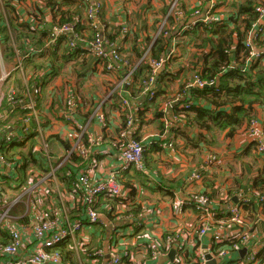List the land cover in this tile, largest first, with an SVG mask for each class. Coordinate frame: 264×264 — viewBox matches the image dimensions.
<instances>
[{"label":"built area","instance_id":"built-area-1","mask_svg":"<svg viewBox=\"0 0 264 264\" xmlns=\"http://www.w3.org/2000/svg\"><path fill=\"white\" fill-rule=\"evenodd\" d=\"M196 5H189V2L178 4L173 12L174 5L168 10L166 19L161 24L158 33L153 37L151 44L164 35L170 37L168 53L161 58H152L149 54L151 44L146 48L143 56L139 59L145 61L151 71L149 82L144 83L145 93H150L152 98L155 94L154 84L157 83L160 69L167 67L172 57L178 53L179 40L184 32L192 30L196 24L209 25L213 22L219 24L226 23L225 16L217 17L218 2L216 0H195ZM255 10L259 17L255 26L249 31L246 38V46L253 47L254 51L249 53L246 63H253L261 58L260 52L255 50L254 43L258 42L264 35V5L257 4ZM103 4L100 0L87 3L84 15L86 28H80V22L68 21L53 25L48 39V45L53 46L58 42L61 35H67L68 48L78 52L79 49H88L96 55L98 65L102 71L110 75H116L118 67L127 66L128 73L123 76L120 82L121 88L133 84L132 78L136 66L129 60L126 53V38L132 34L128 25H121L119 35L111 40L106 25L102 22ZM190 11V12H189ZM173 12L175 24H168L164 29L167 17ZM191 16V17H188ZM166 23V24H167ZM84 30H87L88 35ZM11 33V30H10ZM24 60L20 57L16 59L15 71L19 72L25 79L26 70ZM244 71V69H242ZM10 77V72L3 70L0 81H6ZM25 82V84H26ZM27 85V84H26ZM214 82L202 80L197 73L189 82L188 87H208ZM26 102L12 96L16 94L15 89H10L8 95L0 100V106L5 97L14 106H26L28 110L26 117L22 120L21 126L11 125L8 127L3 143H0V176L11 178V186L7 187L5 178L0 180V264H73L68 258L71 257L76 264H149L150 259H146V254L150 252L151 259L160 256H169L170 251L175 248L174 260L170 259L168 264H208L209 260H216V264H264L260 263L258 248L251 242L249 225L247 223L244 208L253 197L258 198V202L264 203V192L250 194L241 197L229 196L225 205L215 208L210 197L206 193H199L190 197H178L175 200V208L178 210L187 208L193 209L197 213V226L195 228L186 227L177 231H169L160 235L157 240L146 244L131 246L130 239L141 236L137 228L139 224L130 214L118 212L116 204L112 207L101 209L97 206L103 197L105 201L111 199L117 204L122 202L131 203L128 197L130 189L122 187L123 177L128 172L147 173L144 159L145 144L143 139L132 137L135 127V112L132 109L130 100L122 97L123 111L126 123L122 125L117 136L112 141V148L115 149L122 158L121 165L109 172L106 176H98L95 172L99 146L103 142V136L88 130V123L83 122L82 111L78 95L74 89H69L65 98L66 120L68 124L77 130V139L63 154L61 162L52 158L50 141L46 136L44 121L37 104V96L33 90L25 88ZM114 90V89H112ZM113 91H110L111 98ZM170 104L166 105L168 108ZM189 107V105H185ZM167 109H165L166 111ZM6 113V112H5ZM102 129L108 128V113L103 109H98L94 113ZM4 118V113L0 112V120ZM248 133L252 142L257 143V150L264 154V123L255 115L251 120ZM35 139L33 153L38 162L41 161L43 168L31 164L27 170L28 179L22 183L24 191L21 194L15 192L18 186L20 174L18 168H14L7 162L2 147H9L13 142H24V149L29 145L30 139ZM81 159V163L72 162L71 166L78 169L75 179L70 187H66L57 176V171L65 161H72L73 155ZM38 155V156H37ZM78 167V168H77ZM71 169L67 171V175ZM3 175V176H2ZM203 177V173L198 172L193 178L198 180ZM126 192V193H125ZM24 200L25 209L19 213H14L12 207ZM115 197V200L114 198ZM237 201H234V198ZM100 204V203H99ZM131 206V205H129ZM116 208L114 212L112 209ZM129 208V207H128ZM127 208V209H128ZM106 210L114 212V220L109 228V241L106 246L100 243L99 246L92 245L91 236L86 237L85 228L87 226H104V220L110 217ZM109 212V213H110ZM121 214V215H120ZM219 214V215H218ZM107 216V217H106ZM228 222L229 231L222 232L220 224ZM133 221L135 228L127 227ZM126 227V232L121 233L125 241L118 239L119 229ZM196 232V233H194ZM143 235V234H142ZM103 237V236H102ZM67 243L70 255L64 254L60 248ZM204 245H207L208 259L204 254ZM246 248L245 255L241 250ZM151 264V263H150Z\"/></svg>","mask_w":264,"mask_h":264},{"label":"crops","instance_id":"crops-1","mask_svg":"<svg viewBox=\"0 0 264 264\" xmlns=\"http://www.w3.org/2000/svg\"><path fill=\"white\" fill-rule=\"evenodd\" d=\"M89 1L92 0H53L55 3L51 7H47L46 0H24L19 10L13 12L8 10L7 12L3 8L0 0L1 11L7 15L6 25L8 26L9 32L11 30L10 34L13 33L14 35L16 29L23 28L26 23H29L32 30V32L29 30L32 38L22 37L19 43L23 46V49L19 51L17 48L14 59L7 61L6 64L2 55V46L0 45V76L2 71L6 70L10 72V78H13L10 83L15 84L18 77L22 79L23 83V77L19 72L14 70L16 59L20 57L26 60V53H30L33 56L36 53H42L49 49V52L35 55L30 64L28 63V68L25 67L27 85L24 84V93L26 87L30 90L34 88L39 90L38 93L35 90L33 92L37 96V104L41 103L42 106L41 117L44 121L46 136L50 141L49 145L52 150L53 159H61L70 145L75 143L77 139V130L71 127L66 120L64 103L63 106L60 104V100L65 102L66 94L72 88L76 91L80 102L82 111L81 120L88 123V130L90 132L103 136V142L99 146L98 153L95 156L97 159L95 172L98 176H106L110 171L117 169L122 163L121 156L111 146L113 139L117 136L118 131L123 125L122 109L116 104L117 99L115 98V94L111 98L110 91H113V93L117 91L116 94L119 95V98H128L126 94L134 86V83H130L128 88H121L120 82L123 77L120 78L117 74L110 75L102 71L98 65L96 55L88 49H79L77 53L67 58L64 52V44L67 46L66 40L57 49H55L54 45H48V40L43 45L38 43L41 31L47 32L49 35L53 27L54 19L59 20L64 11L69 12V15H71L72 11L73 15L71 19L80 22V28L82 30L85 29L84 15L86 5ZM100 1L103 4L102 20L112 39H115L119 35L121 25H128L130 27L132 34L125 39L127 45L126 53L135 60L136 58L132 53V47L136 39L135 33L140 35V40L146 38L149 41L150 36L153 37L155 35L154 30V33H150L151 14L159 15L161 19L173 0ZM180 1H188L189 5L197 4L195 0ZM228 1L226 5H220L218 7V15H221V17H232L239 11L237 9L240 6L238 2L241 0ZM34 2H37L41 6L39 10H36L32 5ZM232 3H236V5H232ZM58 4L60 6H57ZM35 16H37V21H32ZM10 17L14 19V25L11 24V26L8 23L11 20ZM225 24L228 25L230 23L226 21ZM156 26L157 24L155 28ZM84 32L88 34L87 30H84ZM148 41L144 43V47ZM183 42L184 39L178 42L179 51L172 57L175 61H183V56L188 54L185 50H189V46L186 48ZM190 49L191 51H195V48ZM40 64H44V67L41 69L34 68L33 66H39ZM167 68L170 67H165L158 76L160 77ZM102 75L105 79L100 77ZM98 76L104 83V91L101 94L98 92L95 94L93 92L94 88L91 86V82L97 79ZM37 77L39 79L41 78L44 83L36 84L35 82L29 81L31 78ZM168 78L170 77L168 76ZM185 78L186 75L181 74L179 78L174 80L175 87H170L172 95L176 96L179 82L182 80L185 81ZM7 80L0 81V100L6 95V91L8 94L11 89L10 83L6 84L8 82ZM105 83L107 87H105ZM160 85L162 86L164 84L161 83ZM76 87L77 89H75ZM158 89H160L158 84H154L153 90L155 93ZM148 94L150 95V93H146V95L140 93V97L136 98L137 100L139 99L138 103L135 102L138 106L141 105L140 109H144L147 112L144 115L146 122L142 124L139 134L148 149L145 160L147 173H142L137 176L132 175L131 182L135 190L133 195L129 197L131 200L130 204L125 202H121L120 205L116 202L109 203V200L105 201L103 197L99 201L101 209L110 208L112 207L111 204H116V208H119L117 209L118 212H123L128 207L129 210L133 206L137 207V211L130 214L135 220L140 222L139 224H144L139 230L141 236L130 239L132 247L138 244L150 246V243L157 240L160 235H164L166 232L177 231L186 227L195 228L197 226L198 217L196 211L187 208L181 209V207L178 210L175 208V200L178 197H190L207 192L206 194L210 197L213 207L216 209L223 207L231 195L238 197L242 195L246 196L247 194H244V192L248 191L249 187L244 186L248 184L251 186V183L253 185L254 176L258 175L264 168L263 153L257 152V156L252 152H246L252 142L247 130H242L233 138H226L221 132H216V143H213L211 147L206 146L202 142L203 140H200L198 134L195 132L197 130L187 131L190 133L186 137H179L173 142H169L170 140H166V137L162 135L163 131L160 129V123L162 124V121L166 120V118H160V115L163 114L162 111L165 112V109H167L168 115L172 116L171 118L176 121V118L172 115L174 110L171 109L176 104L175 98L171 100V107L168 106V108H166V105L169 101L163 100V96L160 95L155 96L156 100L154 102L148 101L142 104L149 97ZM98 109H103L108 113V128L102 129L95 119L94 113ZM133 111L138 115V107H133ZM155 111H158L160 115H155ZM256 116L264 123V106L256 107ZM137 128L138 125L136 124L132 134ZM181 129L186 130V127H181ZM52 144L57 145V147L55 149L52 148ZM60 144H63L64 147L61 148L62 146ZM200 150L204 151L205 156L203 160L204 164L198 166L197 163L193 162L192 156L193 152ZM250 150L252 149L250 148ZM211 151H213V154ZM219 155V159L213 163V160ZM247 164L251 166L249 167ZM198 172L203 173V177L196 180L193 178V175ZM132 173L134 172H129V174ZM125 179H127L126 175L123 177V183L126 181ZM122 187L126 186L122 185ZM251 190H254V187ZM114 212H110V217L106 216L107 218L104 220L106 233L101 242L104 246L109 241V228L114 220ZM244 214L250 228L249 234L251 242L256 245L258 250H264V205L258 206L255 211L247 206L244 208ZM222 221L220 230L226 233L227 230L229 231L228 222L226 223L224 218ZM126 226L135 228L132 220ZM97 228L98 231L101 229V227ZM97 232H92V234H96ZM145 258L150 259L149 264L170 263L168 256L151 259L150 252L146 254Z\"/></svg>","mask_w":264,"mask_h":264},{"label":"trees","instance_id":"trees-1","mask_svg":"<svg viewBox=\"0 0 264 264\" xmlns=\"http://www.w3.org/2000/svg\"><path fill=\"white\" fill-rule=\"evenodd\" d=\"M23 1L24 0H1L2 6L7 12L8 10L10 12L19 10ZM209 1L210 0H208V2ZM216 1L218 2V7L220 5H226L227 2H229L228 0ZM230 1L232 2L233 0ZM34 3L32 4L34 8L39 10L41 6H39L37 2ZM54 3L55 2H53V0H46L47 7H51ZM182 3L185 4V2H181L180 4ZM238 4H240L239 8H237L239 10L238 13L232 17H225V21H229L230 24H219L215 21L210 24V27H208L209 25L198 23L195 27H193L192 30L188 29L184 32V35L182 36L184 38L183 44L186 46V48L189 46V50L186 49L185 52L190 54V57L188 58V65L182 66L181 61H175L172 68H167L166 71L160 75V77L158 76L159 79L157 80L156 84H158L160 89L156 91L152 98L148 94L149 97H147V99L142 103L145 104L148 101L154 102L156 97L159 95L163 96V100L167 102L169 101V104L171 100L175 98L176 104L170 107L172 110H174L172 115H174L176 121L171 118L172 116L168 115L167 111H162V115L158 114V111H155V115H160V118H166V120L162 121V124L160 123V129L163 131L162 135L166 137V140H170L169 142H173L179 137H186L190 133L187 131L197 130L195 132L198 134L200 140H203L202 142H204L206 146L211 147L213 146V143H216V132H221L226 138H233L242 130L248 131L249 124L256 115V107L264 106V35L258 42H256V44L254 43L255 50L260 52L261 58L253 63H246V58L249 56V53L254 51L253 47L246 46V38L249 31L255 26V22L259 17L258 12L255 10V6L257 4L264 5V0H241L238 2ZM232 5H236V3H232ZM57 6H60V4ZM170 7L171 6L169 5L164 16L158 21L155 32L158 29V25L163 23L166 19L165 17ZM173 12H171L169 17H167L166 23H176ZM72 15V11L71 15H69V12L64 11L62 12V17L59 20L54 19L52 25L59 22L64 23L73 21L71 19ZM217 17L220 18L221 15H217ZM10 19V22L8 21L9 25H14L13 17H10ZM32 21H37V16H35ZM30 23L32 24V22ZM166 23L164 29L167 25H169ZM24 25L25 26L23 28H18V30L16 29V33L14 35L13 33L10 34L8 26L6 25V18L4 14L0 12V45L2 46V55L5 62L14 59L17 48L19 51L20 49H23V46L19 43L22 37L32 38L31 33L29 32V30L32 32L31 26L29 23ZM135 35L136 39L134 40L132 53L136 59L134 60L130 56L129 60L132 61V64L134 63V65L137 66L132 78L134 86L128 90L126 96H128L130 100L132 109L133 107H138L139 109V111H137L138 115H135V125L137 124L138 128L132 134V137L140 140L141 136L139 134L142 124L146 122V117L144 115H146L147 112L144 109H140L141 105L138 106L135 104V102L138 103L139 99L137 100L136 98L140 97V93L142 95H146L144 92L146 88L144 83L149 82V79L151 78V71L145 61H140L139 63L138 61L143 56L145 48L149 47L151 44L154 36H150L148 41L146 38H142L140 40V35L138 33H135ZM49 37L50 33L48 35L47 32L41 31V34H39L38 43L43 45L49 39ZM109 37L111 40H113L110 35ZM66 39L67 35H61L58 39V42L54 45L55 49L60 48L63 41ZM170 40V37H165L164 35L157 37L153 44H151L149 51L150 56L152 58L159 59L168 53ZM179 40H181V38ZM179 40H177V43ZM146 41H148V43L144 47V43ZM64 48L67 58L76 53L74 50L68 48L66 44H64ZM190 48H195V51H191ZM45 52H49V49L43 51L42 53ZM42 53L39 52L33 56L30 53H26L27 59L23 61L25 67L28 68V63L30 64L35 55H40ZM33 66L34 68L41 69L44 67V64ZM242 69H244V71ZM167 70L171 71V73H167ZM188 70L192 73L189 74ZM126 73H128L127 66L118 67V77L120 76L121 78ZM194 73H197L202 80L214 82V85H210L208 87H188L189 82L194 78ZM181 74L186 75V80L179 82L178 91L176 92L177 94L174 96L172 95L170 87L174 84V80L179 78V75ZM169 75H171L170 78H168ZM12 79L9 77L6 84H9ZM29 81L35 82L36 84L44 83L41 78L39 79V77L31 78ZM161 83L164 85L161 86ZM10 88H16L18 92L16 98L22 99L23 102H26L27 97L24 93V84L22 83L21 78L18 77L15 84L10 83ZM32 90H35L37 93L39 92L37 88ZM116 93L117 91L114 93L115 98L117 99L116 104L122 109L123 105L121 103V98H119V95ZM7 95L8 94L6 91V96ZM181 104L182 106H180ZM185 105H189V107L186 108ZM38 107L39 111H41V103H38ZM128 111L129 109L123 111V113L121 111L123 125L126 123V117L124 114ZM0 112L4 113V118L0 120V143H3V139L7 134L8 127L11 125L21 126L22 120L24 117H26L28 110L26 109V106H21V104L14 106L12 103H10L7 97H5L2 105L0 106ZM181 127H186V130L181 129ZM24 144V142L22 145H20V142H13L9 145V147H2L5 159L7 162L11 163L12 167L17 168L21 163V166L18 168L21 183L14 188L15 192L18 194H21L24 191V187H21V185H23L22 183L28 179L27 170L30 168L31 164L36 166L38 165L39 167L43 168L44 171H47V168L43 166L41 161L38 162L36 155L33 153L35 139H30L29 145L26 147V149H24ZM250 148L252 150H250ZM248 151L258 156L257 143L251 142L250 147L247 148L246 152ZM147 152L148 149L145 145V160ZM78 159L79 158H77L74 154L72 161L76 162ZM62 160L63 159H60L58 162H61ZM72 161H65L57 171V176L66 187L71 186V182L75 179L76 172L78 170L71 166ZM247 166L250 167L251 165L247 164ZM69 169H71V173L67 175V171ZM139 174L140 173L137 172L129 174L128 172L126 173V181L124 180V183L122 181V185L126 186L124 187L125 189H131L128 193V197L132 196L135 190L131 182L132 175L137 176ZM2 178H5V183L8 184L7 187H12L10 177L0 176V180ZM244 187H249L248 191L244 192V194L247 195L252 191L256 192L257 194L263 193L264 168L258 173V175L254 176L253 185L251 183V186L248 184ZM253 187L254 190H251ZM113 198L115 200V197ZM24 200L25 197L22 201L16 203L12 207L14 213H19L25 209ZM250 201L251 202L247 204V206L253 211H255L258 206L264 205V203L261 201L258 202L257 197H253ZM112 202L113 199H111V203ZM97 206L100 208L99 203ZM1 209L2 207H0V210ZM112 210L114 211L116 208H113ZM135 211H137V207L133 206L131 210L127 209L124 211V213L130 215V213ZM109 212V210H106V213L110 216L111 213ZM140 229L141 227L137 228V232H139ZM105 233L106 228L102 226L96 234H92L90 246H99L105 237ZM59 249H61V251L66 255H70L71 253L67 247V243L60 246ZM258 257L261 258L260 263L264 262V250L259 251ZM68 258L73 264H76V262L71 257L68 256Z\"/></svg>","mask_w":264,"mask_h":264},{"label":"rangeland","instance_id":"rangeland-1","mask_svg":"<svg viewBox=\"0 0 264 264\" xmlns=\"http://www.w3.org/2000/svg\"><path fill=\"white\" fill-rule=\"evenodd\" d=\"M94 1H96V0H92V1H89L88 3H92V2H94ZM181 3V1L180 0H173L172 1V3H171V7L174 5V7H173V10L174 9H177V6H178V4H180ZM170 7V8H171ZM170 10V9H169ZM175 11V10H174ZM0 12L2 13V11H1V8H0ZM171 13V12H170ZM4 16H5V18L7 19V15H5L4 14ZM160 17L161 16H159V15H154V14H151V19H152V21H151V24H150V33H154V31H155V25L158 23V21L160 20ZM102 22H103V20H102ZM104 23V22H103ZM230 23V22H229ZM105 24V23H104ZM162 24V23H161ZM161 24H159L158 25V29H157V31H156V34L158 33V31H159V29H160V26H161ZM154 30V31H153ZM86 35H88L87 33H86ZM183 36V35H182ZM182 39H184V38H182ZM181 39V40H182ZM190 57V54H187V55H184L183 56V61H181V62H183L182 63V66H184V65H188V63H189V58ZM175 62V60H171L170 62H169V67H171L172 68V66H173V63ZM5 64H6V62H5ZM190 66V65H189ZM184 70H186V69H184ZM188 72H189V74H190V71L188 70ZM167 73H171V72H167ZM102 79H105L104 78V76L102 75V76H100ZM169 77H171V75H169ZM101 78H99V76L97 77V79H95L94 81H92L91 82V86H92V88H94V93L96 94V92H98L99 94H101L103 91H104V83H103V80L101 79ZM101 79V80H100ZM105 81H107V80H105ZM25 80H23V84H25ZM108 82V81H107ZM172 84H173V82H172ZM26 85V84H25ZM173 87H175V84H173L172 85ZM105 87H107V84L105 83ZM12 89H15L16 90V94H14V93H12V96L13 97H15V96H17L18 95V92H17V89L16 88H12ZM75 89H77V87L75 88ZM60 95H61V93H60ZM102 96V95H101ZM63 103H64V107H65V102H63L62 100H60V104H62V106H63ZM62 147L61 148H63L64 147V145L63 144H60ZM57 147V145H54V144H52V148H56ZM212 152V154H213V151H211ZM204 151H196V152H193V156H192V159H193V162L194 163H197V165L199 166V165H203L204 164V162H203V160H204ZM219 157H220V155L219 156H217L216 158H215V160H213V163H215L218 159H219ZM52 158H53V155H52ZM55 160L57 161V158H55ZM73 162V161H72ZM78 164L79 163H81V159H78V161H76ZM122 202V199L120 198V202L118 203V205H120V203ZM118 208V207H117ZM119 209V208H118ZM129 210V209H128ZM126 215V214H125ZM85 233H86V237H90L91 236V234H92V232H97V229H96V226H93V225H91V226H87L85 229ZM126 232V228L125 227H122V228H120L119 229V234H118V239L121 241V242H124L125 241V239H124V237L123 236H121V233L122 234H124Z\"/></svg>","mask_w":264,"mask_h":264},{"label":"water","instance_id":"water-1","mask_svg":"<svg viewBox=\"0 0 264 264\" xmlns=\"http://www.w3.org/2000/svg\"><path fill=\"white\" fill-rule=\"evenodd\" d=\"M164 68H165V67H164ZM164 68L160 69L159 73H160L161 71H163ZM234 201H235V202L237 201V198H236V197L234 198ZM246 251H247L246 248H244V249L241 250L243 256L245 255ZM203 252H204V254H206V257H207L208 259L211 258L210 254L208 253L207 245H204V251H203ZM169 256H170V259L173 261V260H174V256H175V248H173V249L170 251ZM208 264H216V260H214V259L209 260Z\"/></svg>","mask_w":264,"mask_h":264}]
</instances>
